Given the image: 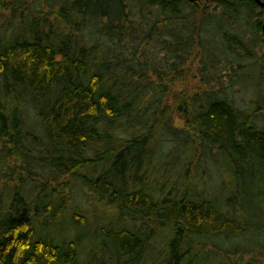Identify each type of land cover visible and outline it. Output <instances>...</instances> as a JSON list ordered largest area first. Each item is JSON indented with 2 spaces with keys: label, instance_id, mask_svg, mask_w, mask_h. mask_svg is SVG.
Segmentation results:
<instances>
[{
  "label": "trees",
  "instance_id": "16d2710c",
  "mask_svg": "<svg viewBox=\"0 0 264 264\" xmlns=\"http://www.w3.org/2000/svg\"><path fill=\"white\" fill-rule=\"evenodd\" d=\"M263 20L0 0V264H264Z\"/></svg>",
  "mask_w": 264,
  "mask_h": 264
},
{
  "label": "water",
  "instance_id": "95a60500",
  "mask_svg": "<svg viewBox=\"0 0 264 264\" xmlns=\"http://www.w3.org/2000/svg\"><path fill=\"white\" fill-rule=\"evenodd\" d=\"M256 1H257V3H258L259 5L264 6V0H256ZM261 27H262V33L264 34V20H263V22H262Z\"/></svg>",
  "mask_w": 264,
  "mask_h": 264
},
{
  "label": "rangeland",
  "instance_id": "374dc122",
  "mask_svg": "<svg viewBox=\"0 0 264 264\" xmlns=\"http://www.w3.org/2000/svg\"><path fill=\"white\" fill-rule=\"evenodd\" d=\"M177 123H180V121H178ZM258 260H259L260 263H262V261H260L261 259L258 258ZM263 262H264V261H263Z\"/></svg>",
  "mask_w": 264,
  "mask_h": 264
}]
</instances>
